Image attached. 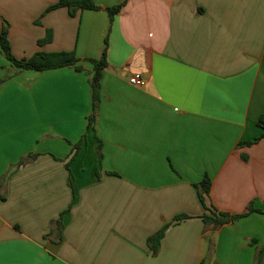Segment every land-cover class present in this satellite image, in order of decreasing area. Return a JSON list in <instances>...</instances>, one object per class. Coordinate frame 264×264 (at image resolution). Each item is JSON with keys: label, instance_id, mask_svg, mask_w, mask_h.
<instances>
[{"label": "crops", "instance_id": "0c3cea01", "mask_svg": "<svg viewBox=\"0 0 264 264\" xmlns=\"http://www.w3.org/2000/svg\"><path fill=\"white\" fill-rule=\"evenodd\" d=\"M57 1L0 0L17 58H78L26 70L0 48V264H264V0ZM205 176L209 207L260 211L206 224Z\"/></svg>", "mask_w": 264, "mask_h": 264}, {"label": "trees", "instance_id": "16d2710c", "mask_svg": "<svg viewBox=\"0 0 264 264\" xmlns=\"http://www.w3.org/2000/svg\"><path fill=\"white\" fill-rule=\"evenodd\" d=\"M123 3L107 8V11L110 14V17H113L114 14L118 13L122 8ZM58 7H67L71 15H76L79 10L83 9H93L98 10L101 7L97 5L93 0H58L55 4L47 8V11L52 10ZM52 37V31L47 30L46 36L39 40V43L47 42ZM0 48L5 54L6 58L9 59L16 67L26 70H36V71H45L58 69L68 65L76 64L78 58L74 51H55V52H44L38 51L28 58H17L13 52L8 35V25L4 24L0 30ZM91 62L94 65V73L90 78L91 85V98H92V113L89 117V123L86 129V132L94 130V121H95V112L100 103V89H101V79L104 69L108 66L107 59V47L104 48L102 55L98 59H91ZM79 69V67H77ZM257 124L264 129V114H261L257 120ZM264 137V133L256 141ZM82 139L75 144L80 146ZM252 143V142H247ZM99 157L102 159V153L100 151V146H98ZM195 187L198 189V196L202 205L209 211V213H204L202 218L206 224H213L214 227L222 226L230 221H234L245 216L247 213L252 211H260L253 207V202L248 205V212L242 214H230L229 212L218 210L216 208L209 207L206 203V198L209 196L211 189V180L208 176H205L199 183L195 184ZM189 217V215L182 214L177 217V219H182ZM169 225V224H168ZM168 225L164 226L160 231L148 238L149 245L151 246L154 254H156L160 247V240L164 235V232Z\"/></svg>", "mask_w": 264, "mask_h": 264}, {"label": "built area", "instance_id": "2783aa9c", "mask_svg": "<svg viewBox=\"0 0 264 264\" xmlns=\"http://www.w3.org/2000/svg\"><path fill=\"white\" fill-rule=\"evenodd\" d=\"M130 83L136 85V84H141L142 81H141V79H140L139 76H132V77L130 78Z\"/></svg>", "mask_w": 264, "mask_h": 264}]
</instances>
